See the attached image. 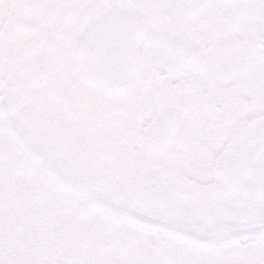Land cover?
<instances>
[{"label":"snow or ice","instance_id":"snow-or-ice-1","mask_svg":"<svg viewBox=\"0 0 264 264\" xmlns=\"http://www.w3.org/2000/svg\"><path fill=\"white\" fill-rule=\"evenodd\" d=\"M0 264H264V0H0Z\"/></svg>","mask_w":264,"mask_h":264}]
</instances>
